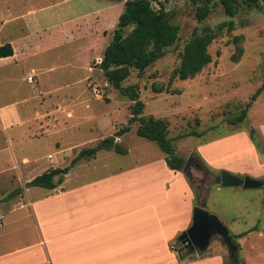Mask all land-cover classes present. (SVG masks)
Returning <instances> with one entry per match:
<instances>
[{
  "label": "rangeland",
  "instance_id": "374dc122",
  "mask_svg": "<svg viewBox=\"0 0 264 264\" xmlns=\"http://www.w3.org/2000/svg\"><path fill=\"white\" fill-rule=\"evenodd\" d=\"M125 1L0 0V42L4 39L0 45L9 42L10 36L24 34L22 65L4 66L0 74L12 79L5 83L7 97L15 96L17 87L22 96L18 108L24 119L14 120L11 127L14 133L23 128L28 139L20 144L16 134L12 137L14 148L20 144L19 149L30 158L28 165L24 159L12 166L0 165V206L8 202L20 205L26 195L33 196L40 189L32 186L26 192L24 179L67 166L82 148L94 146L127 124L132 101L109 84L97 66ZM211 2L216 6L200 21L196 5L189 0L152 1L156 9L162 3L178 24L179 39L143 72L133 69L122 85L138 88L145 104L143 116L168 122L175 152L190 161L191 179L197 180L191 188L194 202L205 198L207 210L230 235L247 232L237 238L234 257L219 235H213L207 249L199 254L182 251L181 244L174 241L173 246L185 254L184 264H264V187L244 189L214 183L222 170L235 176L264 178V88L248 107L246 118L231 123L264 83V13L241 9L230 17L217 0ZM229 20L235 28L224 30L209 45L211 61L192 78L171 79L180 62L178 54L193 32ZM237 35L243 36L242 54L233 61ZM158 87L163 90L157 92ZM137 125L130 124V129L117 137L127 148L126 154L101 150L97 153L99 162H93L106 167L100 165L87 173L97 176L115 167L163 160L164 153L154 141L136 134ZM189 132L197 135H184ZM0 222L4 225L3 217ZM254 226L256 230H252ZM4 252L6 243L0 242V253Z\"/></svg>",
  "mask_w": 264,
  "mask_h": 264
},
{
  "label": "crops",
  "instance_id": "0c3cea01",
  "mask_svg": "<svg viewBox=\"0 0 264 264\" xmlns=\"http://www.w3.org/2000/svg\"><path fill=\"white\" fill-rule=\"evenodd\" d=\"M9 38L13 53L0 57V68L21 66L26 55L24 34ZM10 80L0 74V165L5 167L22 159L30 163L19 149L26 131L20 127L14 133L11 127L24 115L18 87L7 97ZM14 134L21 141L17 149ZM98 158L76 164L54 189L39 187L27 196L25 185L23 203L0 206V242L6 243L0 264H184L173 244L190 226L196 205L186 174L160 159L93 176L87 171L106 167L94 164Z\"/></svg>",
  "mask_w": 264,
  "mask_h": 264
},
{
  "label": "trees",
  "instance_id": "16d2710c",
  "mask_svg": "<svg viewBox=\"0 0 264 264\" xmlns=\"http://www.w3.org/2000/svg\"><path fill=\"white\" fill-rule=\"evenodd\" d=\"M154 0H126L124 9L120 13L117 26L109 43L104 49L103 55L97 66L102 70L105 79L121 95L126 96L132 105L130 107V118L126 125L118 128L113 135L100 139L94 146L82 148L67 166L54 167L38 174L26 186H38L46 189H54L63 180L64 176L82 159L95 158L101 150H113L116 153H127V148L116 142L120 137L130 129V124L138 122L136 134L150 141H154L164 153V159L170 169L182 171L185 164V158L176 154L172 145V139L168 136V122L164 118H157L152 115L143 116L145 107L140 99L139 90L136 86L122 85L133 69L143 72L146 67L154 63L157 59L164 56L169 47L174 45L179 39V26L172 21L170 13L165 10L163 4L158 9L152 5ZM196 5V16L198 20L205 19L211 9L216 5L211 0H189ZM217 4L222 6L224 13L230 17L235 16L241 9L263 11L262 0H217ZM235 28L233 20L223 21L214 27L203 26L200 30L194 31L191 37L185 42L182 50L179 52L180 62L171 73V79L179 78L185 80L198 74L210 61L211 54L208 51L209 45L224 30L231 31ZM243 36L234 37L236 51L232 54V60L237 61L242 54ZM13 49L10 43L0 45V57L10 56ZM264 83L252 95L251 100L241 110L231 123L242 122L246 118L248 107L252 101L256 100ZM157 92L163 90L162 87L155 88ZM254 131H251L253 134ZM197 135L195 132L184 134ZM190 187L197 180L187 176ZM18 191V190H16ZM203 194V193H202ZM254 226L252 230H256ZM247 232L231 234L232 243L238 247L237 238L246 235ZM220 240L223 242L222 238ZM175 243L178 244L177 239ZM224 243V242H223ZM174 250L178 251L173 246ZM179 259L185 257L184 253L178 255ZM233 264H237L233 262Z\"/></svg>",
  "mask_w": 264,
  "mask_h": 264
},
{
  "label": "water",
  "instance_id": "95a60500",
  "mask_svg": "<svg viewBox=\"0 0 264 264\" xmlns=\"http://www.w3.org/2000/svg\"><path fill=\"white\" fill-rule=\"evenodd\" d=\"M119 141L118 138L115 140ZM190 161H185L182 171L189 178L192 177ZM214 183L220 187L226 186H242L244 189L264 187V178L254 179L247 175L235 176L228 171L222 170L215 178ZM213 235H219L228 247L231 256H235L237 246L232 243V237L228 228L219 220V218L207 210L206 199L193 207L192 222L190 226L181 232L177 241L182 245L181 249L186 248L188 253L195 252L197 254L204 252ZM181 251H178L180 254Z\"/></svg>",
  "mask_w": 264,
  "mask_h": 264
},
{
  "label": "flooded vegetation",
  "instance_id": "af4514ba",
  "mask_svg": "<svg viewBox=\"0 0 264 264\" xmlns=\"http://www.w3.org/2000/svg\"><path fill=\"white\" fill-rule=\"evenodd\" d=\"M181 247H182V245H181ZM184 250H186V251H187V249H186V248L182 249V251H184Z\"/></svg>",
  "mask_w": 264,
  "mask_h": 264
},
{
  "label": "built area",
  "instance_id": "2783aa9c",
  "mask_svg": "<svg viewBox=\"0 0 264 264\" xmlns=\"http://www.w3.org/2000/svg\"><path fill=\"white\" fill-rule=\"evenodd\" d=\"M28 79H29V80H32V78H31V77H29ZM0 225H1V223H0Z\"/></svg>",
  "mask_w": 264,
  "mask_h": 264
}]
</instances>
